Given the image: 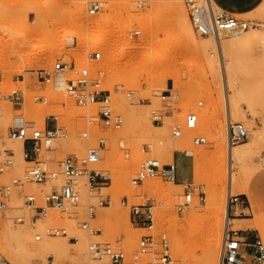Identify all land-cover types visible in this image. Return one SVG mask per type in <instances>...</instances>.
Returning <instances> with one entry per match:
<instances>
[{
    "label": "rangeland",
    "instance_id": "obj_1",
    "mask_svg": "<svg viewBox=\"0 0 264 264\" xmlns=\"http://www.w3.org/2000/svg\"><path fill=\"white\" fill-rule=\"evenodd\" d=\"M90 1L94 0H0V142L16 152L14 166L0 175V182L19 177L31 166L16 149L21 142L7 138V128L15 117L43 129L45 116H58L67 135L53 140L51 149L40 156L53 169H59V162L68 154L82 155L104 139L102 157L96 165L112 174L110 182L100 190L88 184L86 175L80 176L85 178V184L81 187L82 195L77 187L78 178L75 181L77 206L62 218L49 208L47 218L33 226L29 223L32 211L25 205L27 196H36L37 204L44 206L45 195L62 178L43 184L24 183L15 188L6 200V209L0 211L1 256L10 264H46L48 256L74 264H92L93 260L99 264L89 244L100 241L111 245L119 242L117 245L128 262L137 253L141 236L149 231L130 225L129 208L122 204L121 198L137 200L146 193L156 204L152 234L156 237L165 234L168 239L172 256L168 264H203V255L211 243L219 260L225 216L215 222L211 216L215 215L216 207L208 203L218 193L227 204L229 147L224 88L215 49L217 40L221 43L228 90L237 101L230 118L232 123L243 124L248 133L244 141L232 146L240 148L242 154L234 168L240 182L234 185L231 194L239 196L244 204L238 206L242 209L238 213L242 220H236L230 227L246 230L245 236L259 237L264 242V0H211L218 12L250 22L249 28L238 36L220 33L219 39L201 37L193 30L185 0H99L107 3L99 18L87 14ZM179 4L187 16L192 37L179 21L176 10ZM104 19L109 21L102 29ZM135 29L140 34L130 37L129 31ZM94 38L99 40L95 42ZM91 51L101 52L99 62L87 58ZM58 60L102 68V87L110 91L111 107L123 119L120 128L101 125L97 118L98 104L80 106L63 91L39 82L37 74L49 70ZM17 76L21 82L16 80ZM14 88L23 90L24 101L20 106L5 98ZM164 91L173 92L177 99H161ZM152 109L163 114L162 123L152 121ZM189 111L198 114L199 125L194 130L184 129ZM174 126L182 129V137H173ZM197 134L206 137L205 144L192 143ZM183 149L200 154L199 173L194 174L193 156L177 151ZM19 157L23 163H19ZM147 157L161 164H172L175 160L176 181L185 179L186 184L203 185L205 202L198 204L195 193V201L180 213L177 207L184 190L176 181L153 177L133 185L131 177ZM246 190L256 197L255 211L247 200ZM105 196H110L111 205L99 206ZM90 205L95 211L91 228L100 229L97 235L81 226ZM200 210L207 214L203 222L187 215ZM18 217L24 221L17 222ZM257 217L261 220L259 228L239 227L247 222L254 224ZM48 226L64 228L67 235L37 240L35 236ZM213 234L220 239L218 247ZM72 237L77 241L71 240ZM147 261L148 255H143L141 264Z\"/></svg>",
    "mask_w": 264,
    "mask_h": 264
},
{
    "label": "built area",
    "instance_id": "obj_2",
    "mask_svg": "<svg viewBox=\"0 0 264 264\" xmlns=\"http://www.w3.org/2000/svg\"><path fill=\"white\" fill-rule=\"evenodd\" d=\"M185 6L193 30L201 37L214 36L219 39L220 33L224 32H244L250 26L248 20L238 19L225 12H218L212 5L211 0H185ZM107 3L94 0L88 3L86 12L89 17L99 18L98 16L105 11ZM140 34V30H130L129 36ZM87 58L92 62L101 60L100 51H91L87 53ZM103 70L93 64H80L76 62H67L58 60L49 70H41L37 74L39 82L52 85L55 90L63 91L74 99L80 106H89L98 104L97 118L104 128L118 129L122 126V117L115 113L111 107V93L102 87ZM16 80L21 82L20 76ZM23 81V79H22ZM132 94V93H130ZM5 98L15 106H20L24 101L23 90L14 88ZM177 96L171 91H164L161 99ZM38 99H42L38 97ZM144 101V100H140ZM150 103L149 100H147ZM198 105H201L199 103ZM152 121L156 124L163 122V114L155 109L151 110ZM1 117V111H0ZM199 125L198 114L189 111L184 118V129L194 130ZM7 138L12 141L21 142V155L23 159L30 163L19 177L12 178L8 182H0V211L6 209V200L13 190L24 183L52 182L59 177L62 182L53 185L48 194L44 197L45 205H38L36 196L29 195L26 198V206L32 211L29 223L33 226L38 220L47 218V209H53L58 213L59 218L67 215L69 210L77 206L79 201L78 191L75 190V181L82 175H86L88 184L95 189L100 190L110 182V174L104 170H96V165L102 157V150L105 147V140L100 139L94 146L86 149L85 153L79 155L71 153L65 156L59 162V169L51 168L45 161L40 159L43 151L51 149L52 141L58 137H66L67 130L59 124L57 115H47L44 118V127L35 128L29 126L22 118H13L8 126ZM247 130L241 123L231 121L230 116L227 119L226 141L227 147L239 144L247 138ZM86 137V133L82 134ZM174 138L182 137V129L179 126L172 128ZM192 143L203 145L206 143V137L197 134L193 136ZM149 147V146H148ZM151 147V146H150ZM14 149L6 148L3 141L0 142V175L14 166ZM176 167L172 164H161L153 158H145L140 164L137 173L131 177L133 185H140L147 178L161 177L170 182H175ZM184 196L182 202L178 205V212L182 213L185 208L192 205L195 201V193L198 204H202L206 199V192L203 185H183ZM123 205L129 208V222L134 228H143L149 231L148 234L141 236L137 253L133 254L130 261L125 262V253L118 246L109 243L94 241L89 244V250L99 264H141V257L148 255V261L145 264H168L172 262L168 239L165 234L156 237L152 234L155 223V199L146 193L140 194L137 200H130L128 196L121 198ZM244 202L237 195L228 193L227 207L229 213L237 206H243ZM99 206H110V196H105L98 202ZM95 217L94 206H87L86 221L82 223V228L89 230L97 235L99 228H91V221ZM17 222H23L20 217ZM246 230H237L225 225L223 230L221 248L218 264H264V242L259 237H248L243 233ZM67 231L58 226L45 227L35 238L40 240L43 237L66 236ZM77 241V238H70ZM0 261L10 264L0 254ZM46 264H74L70 261H58L52 256H48Z\"/></svg>",
    "mask_w": 264,
    "mask_h": 264
},
{
    "label": "bare ground",
    "instance_id": "obj_3",
    "mask_svg": "<svg viewBox=\"0 0 264 264\" xmlns=\"http://www.w3.org/2000/svg\"><path fill=\"white\" fill-rule=\"evenodd\" d=\"M176 10H177V13H178V16H179V21L182 24V27L184 28V31L189 35L190 29H189V26H188V24H189L188 21H187L188 19H187V16L182 12V7L180 6V4L178 6H176ZM108 21L109 20H105L104 19V21L102 22V29H105V27L108 25ZM254 28H256V27H254ZM224 33H228V32H224ZM240 33L241 32H233L232 34H234L235 36H238V34H240ZM190 35H191V33H190ZM191 37H192V35H191ZM92 40L97 42L99 40V38H94ZM215 45H216L215 49H217V56H218L217 59L219 60L218 62H219V66H220V69H221L220 78H221L222 85H223V88H224V93H223V96H224L223 97L224 98L223 101L225 102V106H224L225 108L224 109H225L226 116L228 118L229 116L232 117V110H234L236 108L237 101H236L235 95H230V90H228L226 73H225V69H224V59H223V55H222V48H221L220 40H217ZM213 54L210 53V55L212 57H215V55L213 56ZM26 59H25V62H24L25 65L27 64V60ZM28 59H30V58H28ZM231 90H234V88L231 87ZM262 136H264V132H262ZM16 149L18 151H20L21 150V144H17ZM183 150H185V149H183ZM241 154H242V150L240 148H237V147H231L230 148L229 147V149H228V152H227V163H228V167H227V183H228V186H227V188H228V193H231L233 188H234V185L238 184L240 182L239 178L236 177V174L234 173V168L236 167V161L238 160V158H239V156ZM193 155H194V161H195L194 162V164H195L194 165V172H195V174H197V173L200 172V169H201L200 168L201 160H200V156H199L200 154L198 152H194ZM18 161H19V163H23V159H21V157H19ZM101 167H103V166L101 165ZM94 168L96 170H98V171L99 170L103 171L105 169V168L104 169H100V164L95 165ZM84 184H85V178L84 177L78 178L77 187H80V192L82 193V195L84 194V189L81 188V187L84 186ZM245 194L247 196V200H248L252 210L255 211L257 209V205L258 204L256 202V197H255L254 193L251 190H246ZM209 197L211 199L212 195H210ZM211 200L212 201L208 203V206H212V207L215 206L216 207V209H214V211H216V213L215 212L213 213L215 215L211 216V218H213L215 222H219V220L221 218H223L224 216H225V224H229L230 225L232 223L237 222V221L231 220V218L229 216L230 213L228 211L227 204L225 203L224 196L222 194H218L217 193V195L214 196V198H212ZM209 208H211V207H209ZM204 211L205 210H200V211H198L196 213L188 212L187 215H188V217H190L194 221L198 220V221H202L203 222V220H206L205 218H207V214L205 213L206 211L205 212ZM233 213H235V211ZM208 217H210V215ZM258 219H259V217L256 218V221L252 219L253 221H255L254 224L249 223V222L245 223V225H244L245 227L244 228H259L260 225H261L259 221H261V220L258 221ZM65 222H67V221H65ZM69 222L71 223V221H69ZM69 222H67V223H69ZM72 224H73V222H72ZM213 236L215 238V245H216V247H218L220 239L216 238L215 234H213ZM219 236L220 235H218V237ZM215 253L216 252L214 251V244L211 243L209 245V248L205 251V253L203 255L204 256L203 259H202L203 264H216V263H218V256ZM91 263L92 264H98V262L94 261V260L91 261ZM0 264H5V262L4 261H0Z\"/></svg>",
    "mask_w": 264,
    "mask_h": 264
},
{
    "label": "crops",
    "instance_id": "obj_4",
    "mask_svg": "<svg viewBox=\"0 0 264 264\" xmlns=\"http://www.w3.org/2000/svg\"><path fill=\"white\" fill-rule=\"evenodd\" d=\"M1 122V121H0ZM21 148H22V145H21ZM15 151V150H14ZM177 151H180V152H186V153H188L189 155H192L193 156V160H194V155H193V153H191V152H188V151H185V150H177ZM20 153H21V150H20ZM16 156V155H15ZM174 165H175V160H174ZM194 174H195V172H194ZM186 180L184 179V180H182V181H176V183H178V186L179 185H185L186 184V182H185ZM242 209L240 208V207H236V208H234L233 209V212L235 211V213H232V216L233 217H230L231 218V220H234V221H236V220H242V219H239V211H241ZM244 210V209H243ZM231 214V213H230ZM245 223H243V224H241V225H239L240 226V228H242V229H249V228H244L245 226Z\"/></svg>",
    "mask_w": 264,
    "mask_h": 264
}]
</instances>
